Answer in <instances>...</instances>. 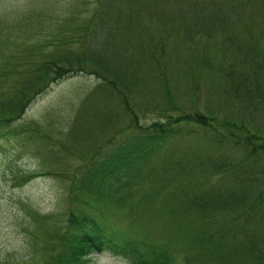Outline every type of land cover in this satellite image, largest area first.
<instances>
[{"label":"rangeland","instance_id":"374dc122","mask_svg":"<svg viewBox=\"0 0 264 264\" xmlns=\"http://www.w3.org/2000/svg\"><path fill=\"white\" fill-rule=\"evenodd\" d=\"M144 1L122 0L118 8L127 49L122 55L127 62L135 61L136 69L123 79L126 93H118L96 74H72L52 83L21 118L0 128V264H43L45 256L60 250L59 234L66 229L70 212L81 204L103 212L113 226L136 234L152 249L161 246L168 254L173 252L176 264H185L188 257L197 264H235L229 243L219 248L210 243L198 249L197 256L196 249L184 250L191 243L195 245L190 248L197 242L200 247L196 234L213 229L201 223V214L188 209L186 198L191 192L227 189L230 172L234 174V165L243 158L246 135L264 137V94L252 88L264 78V11L247 6L235 14L231 35L242 42L237 51L230 32L220 27L189 37L187 31L196 23L190 0H159L164 8L172 5L171 10L182 4L184 25L164 40L166 55L158 58L144 46L151 39L161 40L165 32L150 9L140 5ZM99 2L0 0V84L11 82L17 89L22 74L18 69L27 60V69H34L38 57L33 53L39 54L42 46L67 42L79 47L88 21L106 9L98 10ZM248 43L262 55L245 52ZM3 69L14 73L5 74ZM10 84L8 91L13 90ZM4 90L0 89V100ZM191 112L214 117L213 126L182 122V128L191 132L158 141L160 150L134 162L131 176L122 179L129 182L118 193L124 198L82 197L73 190L91 155L98 157L114 142L171 115ZM254 164L255 172L264 170V155ZM31 174L36 176L28 180ZM121 182L113 180L114 186ZM92 261L129 264L109 252L96 254Z\"/></svg>","mask_w":264,"mask_h":264},{"label":"trees","instance_id":"16d2710c","mask_svg":"<svg viewBox=\"0 0 264 264\" xmlns=\"http://www.w3.org/2000/svg\"><path fill=\"white\" fill-rule=\"evenodd\" d=\"M99 1L98 10L106 9L95 13L88 21L89 24L83 29V39L80 37L82 42L79 41V47H74L67 42L63 43L61 47H57L56 43L47 47L42 46L39 54H36V51L33 53L39 59V62H37L38 59L35 60L34 69H27L29 60L26 61L25 66L18 69L22 71V74L17 80L19 86L17 89L12 87L11 82L9 84L12 91H8V83L0 84V89H5L1 96L3 99L0 100L1 129L21 118L35 97L48 89L52 83L72 74L80 72L96 74L118 93H126L127 89L125 90L124 87L127 85L123 79L132 76L136 69L134 70L135 61L127 62L124 60L126 57L122 55L127 54L126 39L123 34L124 27L120 26L121 14L118 12L122 0ZM181 3H184V0ZM140 5H145L150 9L151 14L156 17L165 32L161 40L151 39L144 46L147 53L160 58L166 55L164 46L161 44L170 35L179 31V26L184 25L183 5L175 4L174 6L179 8L177 10L168 9L172 5L162 7L159 0H145ZM188 5L193 10L192 16L196 21L189 31L186 30L189 37L193 32L195 34V31L220 27L223 31L230 32L228 38L237 51L241 50L242 42L236 35H231L237 21L235 14L242 13V10L247 6L264 11V0L194 2L190 0ZM209 5L211 8H207ZM196 39L198 40L199 37L197 36ZM192 40H195V37ZM8 42L9 39L5 40L6 45ZM248 49L252 52H249ZM245 50L248 54L262 55L255 44L251 46L248 43L245 45ZM262 58L264 63V55ZM2 72L5 74L14 73L9 72L8 69H3ZM163 74L167 75L166 72ZM9 78L7 79L10 80ZM252 88H258L261 94H264V78L256 87ZM244 96L246 99L249 98V94H244ZM254 100L255 108H257L258 102L255 98ZM213 120L214 117L200 112L171 115L164 122H156L125 138L126 140L121 139L122 142L117 144L114 142L113 146L99 152L98 157L91 155L89 162L81 166L79 173L81 177L75 181L73 190H76L82 197L93 194L101 199L113 194L115 199V195H118L121 189L129 186V182L122 181V179L131 176L133 163L137 160L139 162L146 160L157 153L158 141L170 139L183 132H191L190 129L182 128V122L213 126ZM1 124L4 127H1ZM242 126L244 129L245 126ZM112 140L108 141L106 145L109 146ZM134 140H138V142L134 143ZM244 142L243 158L234 165L236 166L234 174L232 171L230 172L231 182L227 189L223 190L217 187L191 192L188 194L189 196L187 195V202H185L188 209L201 214V223L205 222L213 226L210 231H201L196 234V239L201 242L200 247L195 240L196 248H190L195 245V243H191L184 249L185 251L196 249L195 256L199 254L198 249L206 248L210 243H213L215 248L229 243L230 254H232L235 264H264V170L255 172L254 164L264 155V137L253 133L246 135ZM35 176V174L28 175V180ZM113 180L122 182L114 186ZM118 201L116 199V202ZM85 202L89 203L88 200ZM95 208L98 212L101 211L97 206ZM120 212L125 215L124 210ZM59 237L61 240L60 250L51 256L52 253H49L46 247V253L49 254L45 256L43 264H92L96 254L106 252L123 258L129 264H176L177 260L173 252L168 254L161 246H157L159 249H152L151 244H147L136 234L120 231L113 226L103 212L89 211L83 204L70 212L66 229L59 234ZM41 250L37 253H40ZM185 264H197V262L193 261L192 257H188Z\"/></svg>","mask_w":264,"mask_h":264}]
</instances>
